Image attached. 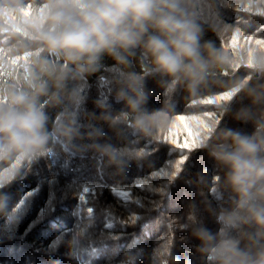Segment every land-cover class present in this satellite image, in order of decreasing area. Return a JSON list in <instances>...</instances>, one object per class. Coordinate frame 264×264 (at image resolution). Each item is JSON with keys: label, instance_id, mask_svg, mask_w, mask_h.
I'll return each instance as SVG.
<instances>
[{"label": "trees", "instance_id": "trees-1", "mask_svg": "<svg viewBox=\"0 0 264 264\" xmlns=\"http://www.w3.org/2000/svg\"><path fill=\"white\" fill-rule=\"evenodd\" d=\"M210 1L212 12L232 14L217 22L214 18L218 27L240 21L251 41L264 48L260 0H243L236 7L226 0ZM41 3L31 0L24 15ZM206 20L202 43L213 42L234 63L223 71L212 70L196 97L178 89L171 123L151 135L138 132L123 115L126 109L116 99L115 78L107 71L111 60L105 58L101 69L84 80L66 78L60 88L53 79L43 78L48 92L39 97V107L50 134L44 154L0 160V192L8 198L0 214V264H218L212 249L221 239L236 240L253 255L264 249V238L256 236L252 225L228 227L221 221L234 208L225 184L227 170L208 148H194L197 135L192 133L198 124L210 122L207 114L215 110V97L240 81L248 87L264 86V78L252 77L236 62V49L225 45L228 39ZM33 51L14 21L0 17V104L9 92L32 91L26 69L31 68ZM145 90V107L162 109L165 98L158 78H147ZM222 112L214 113L210 146L225 130L254 133L264 96L254 105L245 91L231 94ZM239 115L249 116L248 121ZM185 143L191 146H179ZM28 193L33 195L17 211ZM200 231L214 239L205 243L198 238Z\"/></svg>", "mask_w": 264, "mask_h": 264}, {"label": "clouds", "instance_id": "clouds-1", "mask_svg": "<svg viewBox=\"0 0 264 264\" xmlns=\"http://www.w3.org/2000/svg\"><path fill=\"white\" fill-rule=\"evenodd\" d=\"M30 5L31 0H0V17L11 18L34 48L31 68L26 69L32 91L9 92L7 101L0 104V160L44 154L50 138L48 118L39 107V97L48 92L45 77L60 88L66 78L84 80L101 69L105 58L111 60L107 71L115 78L116 99L126 109L123 115L138 132L151 135L171 123L178 89L183 88L189 98L196 97L212 70L223 71L234 63L213 42L202 43L208 23L202 0H42L38 9L24 15ZM257 11L264 16V8ZM209 26L215 31V26ZM236 62L264 78V48L238 53ZM149 77L158 78L163 89L160 110L145 107ZM241 91L254 105L264 96V86L248 87L246 81L230 89L231 94ZM238 119L247 122L249 116ZM211 130L209 125L203 134L197 132L194 148H208L227 170L225 184L234 208L220 219L228 227L250 224L256 236L264 238V112L250 135L225 130L219 142L210 146L205 137ZM7 206L8 198L0 192V214ZM197 235L205 243L214 239L207 231ZM212 252L218 264H264V249L253 255L233 239H221Z\"/></svg>", "mask_w": 264, "mask_h": 264}, {"label": "rangeland", "instance_id": "rangeland-1", "mask_svg": "<svg viewBox=\"0 0 264 264\" xmlns=\"http://www.w3.org/2000/svg\"><path fill=\"white\" fill-rule=\"evenodd\" d=\"M229 1V4L233 7H236L238 3H240L241 1L243 2V0H226V2ZM225 2V3H226ZM214 3V1H213ZM213 3L210 1V0H202V12H203V15L205 16V18H209L212 22H213V19L215 18L216 19V22L223 19L224 17L226 18H230V16L232 15L231 13H228L227 15H224L223 11H218L216 9H214V12H212L210 10V7L212 6L213 8H215V6L213 5ZM264 6V4H262ZM209 13H211L209 16ZM248 23L249 22H246L245 24V27L248 26ZM213 24L215 25V27L217 28V30L221 33V34H224L223 37L227 38L228 41L225 45L227 46H230L232 45L233 46V49H236L237 53H242L241 50L244 49V52H248L250 54L251 52V49L253 48H256V47H259V44L257 43L258 41L256 42H252L250 37L248 36V34L244 33V27L242 25V23L240 24V21H237L235 22V24L233 23V25H229L227 23H224L222 22V25L220 27H218V25H216L214 22ZM264 27V26H262ZM246 31V30H245ZM247 32V31H246ZM243 44L245 45V48L243 47ZM242 45V46H241ZM243 47V49H242ZM250 75H252V77H258L256 76L255 74L251 73L250 72ZM230 91L228 92H224L223 94L215 97L216 99V102H213L214 105H215V110L209 112L207 114L208 118H210V122H203L201 124V128L199 130V132L201 134H203L205 131H207V127L209 125L212 124V122L215 120V115L214 113H223L222 110L223 108L225 107V103L228 99H219L220 97H223L227 94H229ZM225 100V103L223 104L222 102ZM220 120V119H219ZM212 128V127H211ZM213 129V128H212ZM174 134V132H172L171 130V135ZM193 136H196L197 135V127H195L194 129V133H192ZM211 132H208V137H211ZM208 137H205V140L206 141H209L210 139H208Z\"/></svg>", "mask_w": 264, "mask_h": 264}, {"label": "snow or ice", "instance_id": "snow-or-ice-1", "mask_svg": "<svg viewBox=\"0 0 264 264\" xmlns=\"http://www.w3.org/2000/svg\"><path fill=\"white\" fill-rule=\"evenodd\" d=\"M231 96V93L223 96V97H220L219 99H228L229 97ZM203 103H208V101H203ZM185 118L181 117L179 118V120L183 121ZM191 119L195 120L196 118L195 117H192ZM201 128V123L198 124L197 126V132L200 130ZM187 130V128H186ZM189 135H191V132H189ZM180 147H183V148H187V147H190L191 145H189L188 143H185L183 145H179ZM85 191H89V189H85ZM33 195V193H28L27 195H24L23 198L21 199V201L19 202V205H18V208H17V211H19L21 208L24 207L25 205V202L28 200V198ZM117 195H120L122 197H126L128 194L126 192H118Z\"/></svg>", "mask_w": 264, "mask_h": 264}]
</instances>
